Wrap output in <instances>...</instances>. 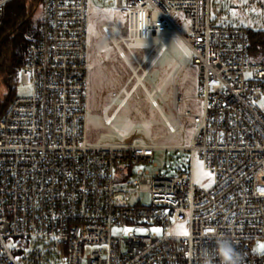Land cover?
<instances>
[{"label":"built area","instance_id":"built-area-1","mask_svg":"<svg viewBox=\"0 0 264 264\" xmlns=\"http://www.w3.org/2000/svg\"><path fill=\"white\" fill-rule=\"evenodd\" d=\"M12 1L0 0V20ZM112 1L124 23L101 31L129 78L111 93L102 121L110 125L142 88L170 133L190 122L187 166L150 172L140 166L151 162V147L87 145V0H40L37 37L17 74L29 94L16 95L0 115V264H202V250L215 247L204 238L208 227L232 240L242 264H264L252 247L264 240V109L256 105L264 60L248 56L249 31L264 30V0ZM130 10L149 35L144 55L126 61V45L113 41L127 37ZM178 18L186 33L175 27ZM175 34L192 53L201 108L180 110L173 87L171 124L144 80L167 51L162 39ZM195 160L211 173L206 190L195 185ZM138 194L149 203L133 201ZM177 225L188 235H174ZM115 227L130 231L113 236Z\"/></svg>","mask_w":264,"mask_h":264},{"label":"rangeland","instance_id":"rangeland-1","mask_svg":"<svg viewBox=\"0 0 264 264\" xmlns=\"http://www.w3.org/2000/svg\"><path fill=\"white\" fill-rule=\"evenodd\" d=\"M32 20L39 18L38 11L32 12ZM124 17V13L115 7L112 0H87L86 17V73H85V139L92 147L107 146H147L155 149L149 164L140 166L150 172L159 171L162 174L173 175L178 169L187 166L188 155L183 151L188 146L193 130L190 122L183 119L182 127L176 133H170L163 118L152 106L150 99L142 88L138 87L132 97L123 105L110 125H104L101 118V110L112 101L111 93L117 92L129 78V70L118 57L110 42L101 31L102 25H116L121 27L124 23L117 17ZM253 20L250 24L255 25ZM175 27L186 33L187 22L182 18L174 21ZM178 42H183L178 35L166 36L162 43L167 51L157 60L144 80L148 91L156 89L158 94L154 96L159 109L165 118L174 124L171 116L173 87L183 98L182 108L190 109L193 113H199L201 105L196 99L199 86V77L196 67L192 64L191 56L185 57L178 47ZM184 45V44H183ZM185 46V45H184ZM186 47V46H185ZM187 48V47H186ZM188 49V48H187ZM144 51L137 50L136 55L142 57ZM17 96L29 94V89L17 85ZM5 95V89L0 85V97ZM118 101L112 105L113 110ZM256 105L264 109V98L257 101ZM200 162V161H199ZM195 185L201 189H208L212 185V178L200 174V183L197 184L198 160L193 164ZM141 201L143 205L149 203L146 194H138L133 201ZM173 234L176 235V229ZM188 232L187 225H184ZM125 228L115 227L111 230L113 236L125 237ZM182 236V235H176ZM264 244V240L254 242L253 251L262 254L258 245Z\"/></svg>","mask_w":264,"mask_h":264},{"label":"trees","instance_id":"trees-1","mask_svg":"<svg viewBox=\"0 0 264 264\" xmlns=\"http://www.w3.org/2000/svg\"><path fill=\"white\" fill-rule=\"evenodd\" d=\"M39 1H12L6 5L0 20V85L5 89V95L0 97V115L16 97L17 74L24 64L27 45L37 37L38 19L32 20V12L38 11ZM248 56L264 60V30L249 31Z\"/></svg>","mask_w":264,"mask_h":264},{"label":"clouds","instance_id":"clouds-1","mask_svg":"<svg viewBox=\"0 0 264 264\" xmlns=\"http://www.w3.org/2000/svg\"><path fill=\"white\" fill-rule=\"evenodd\" d=\"M142 15V11L139 13ZM137 15V11H129V33L127 37L121 36L119 40L113 41L114 44L123 43L128 49V54L125 56V60L135 56L137 50H143L148 47V31L146 23H137L134 25V17ZM155 18V17H154ZM113 31H118L113 29ZM121 55H124L121 52ZM264 191V189H261ZM204 238L213 240L215 247L209 249L204 248L200 254L202 264H242L243 257L240 252L236 250L233 242L230 238L224 234H218L214 227H208L204 231Z\"/></svg>","mask_w":264,"mask_h":264},{"label":"snow or ice","instance_id":"snow-or-ice-1","mask_svg":"<svg viewBox=\"0 0 264 264\" xmlns=\"http://www.w3.org/2000/svg\"><path fill=\"white\" fill-rule=\"evenodd\" d=\"M254 11V9H253ZM235 15V13H233ZM117 17L119 20H123L124 17L123 16H119V13H117ZM141 18H143V14L141 15ZM178 47L181 49L183 55L185 57H190L192 55L191 51L188 50L182 43H179L178 42ZM202 169H203V165H202V162H199L198 161V172H197V184L200 183V174L202 172ZM203 175L204 176H207V177H211V173H208V172H203ZM126 232L127 231H130V230H125ZM154 231L159 234L160 230L159 229H154ZM176 235H182V236H187L188 235V232H187V229L184 225H180L177 227L176 229ZM10 247H12L13 245H9ZM258 250L261 251L262 253H264V244H260L258 245Z\"/></svg>","mask_w":264,"mask_h":264},{"label":"water","instance_id":"water-1","mask_svg":"<svg viewBox=\"0 0 264 264\" xmlns=\"http://www.w3.org/2000/svg\"><path fill=\"white\" fill-rule=\"evenodd\" d=\"M159 112V111H158ZM160 116H161V114H160Z\"/></svg>","mask_w":264,"mask_h":264}]
</instances>
